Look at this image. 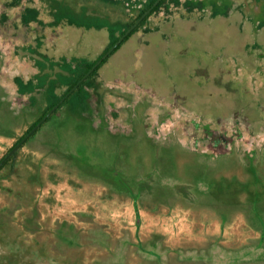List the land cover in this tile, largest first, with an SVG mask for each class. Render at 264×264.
<instances>
[{"label":"rangeland","instance_id":"obj_1","mask_svg":"<svg viewBox=\"0 0 264 264\" xmlns=\"http://www.w3.org/2000/svg\"><path fill=\"white\" fill-rule=\"evenodd\" d=\"M149 1L0 0V160ZM0 264H264V0L149 15L0 167Z\"/></svg>","mask_w":264,"mask_h":264},{"label":"trees","instance_id":"obj_2","mask_svg":"<svg viewBox=\"0 0 264 264\" xmlns=\"http://www.w3.org/2000/svg\"><path fill=\"white\" fill-rule=\"evenodd\" d=\"M156 0H150L149 2H148V4L144 7V9L134 18V19H132L128 24H127V26H126V28L123 30V31H121L120 32V36L155 2ZM166 0H161V2L151 11V13L149 14V15H151L152 13H154V12H156L159 8H160V6L165 2ZM149 15H147L142 21H141V23L133 30V31H135V30H137V28H139L140 26H142L145 22H146V18L149 16ZM132 31V32H133ZM131 32V33H132ZM130 33V34H131ZM129 34V35H130ZM128 35V36H129ZM127 36V37H128ZM126 37V38H127ZM125 38V39H126ZM124 39V40H125ZM118 40V38H116V39H113L112 40V42H111V45L109 46V47H111L116 41ZM123 40V41H124ZM104 52H106V50L104 51ZM104 54V53H103ZM101 57V56H100ZM99 57V58H100ZM109 57V56H108ZM107 57V58H108ZM98 58V59H99ZM106 58V59H107ZM97 59V60H98ZM105 59V60H106ZM96 60V61H97ZM105 60H103L102 61V63L105 61ZM95 61V62H96ZM95 62H86V61H83V60H81V59H74L70 64H68V65H66V69L69 71V74L72 76V79H71V81H70V83H69V85L67 86V88H66V91L61 95V96H58V97H56L55 98V100L54 101H52V102H49V104H48V106H47V109H46V112H45V114L43 115V116H45L76 84H77V82L88 72V70L95 64ZM101 63V64H102ZM100 64V65H101ZM99 65V66H100ZM98 66V67H99ZM97 67V68H98ZM97 68L65 99V101L68 99V98H70L73 94H75V93H77L78 91H80V90H83V87L84 86H86V83L90 80V78H92L95 74H96V70H97ZM85 91V90H84ZM64 101V102H65ZM63 104V103H62ZM42 116V117H43ZM41 117V118H42ZM41 118H40V120H41ZM49 118V117H48ZM47 118V119H48ZM46 119V120H47ZM40 120H38L37 122H36V124L40 121ZM35 124V125H36ZM34 125V126H35ZM33 126V127H34ZM32 127V128H33ZM31 128V129H32ZM30 129V130H31ZM29 130V131H30ZM28 131V132H29ZM27 132V133H28ZM26 133V134H27ZM25 134V135H26ZM24 135V136H25ZM23 136V137H24ZM22 137V138H23ZM22 138H20L16 143H15V145L22 139ZM14 145V146H15ZM13 146V147H14ZM12 147V148H13ZM11 148V149H12ZM10 149V150H11ZM10 152V151H9ZM12 158V157H11ZM2 160V159H1Z\"/></svg>","mask_w":264,"mask_h":264},{"label":"water","instance_id":"obj_3","mask_svg":"<svg viewBox=\"0 0 264 264\" xmlns=\"http://www.w3.org/2000/svg\"><path fill=\"white\" fill-rule=\"evenodd\" d=\"M161 2L156 0L119 38L109 47L104 54L95 62L88 72L77 82V84L45 115L41 120L10 150V152L0 160V167L17 149L46 121L48 117L65 101V99L105 60L122 42L123 40L141 23V21L151 13V11Z\"/></svg>","mask_w":264,"mask_h":264},{"label":"crops","instance_id":"obj_4","mask_svg":"<svg viewBox=\"0 0 264 264\" xmlns=\"http://www.w3.org/2000/svg\"><path fill=\"white\" fill-rule=\"evenodd\" d=\"M81 27H84L85 29L89 30L91 29V25H88V24H83ZM155 29L153 30H149V31H146V33H151L153 32Z\"/></svg>","mask_w":264,"mask_h":264}]
</instances>
